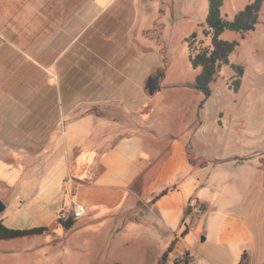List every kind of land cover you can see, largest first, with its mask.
<instances>
[{
  "label": "crops",
  "instance_id": "obj_1",
  "mask_svg": "<svg viewBox=\"0 0 264 264\" xmlns=\"http://www.w3.org/2000/svg\"><path fill=\"white\" fill-rule=\"evenodd\" d=\"M24 4L0 0V12L10 16L0 18V43L39 38L47 44L0 46V221L5 226L53 229L61 210L82 204L85 215L65 230L100 223L101 230L108 228L106 238H114L124 215L135 219L146 209L176 239L182 216L195 218L198 206L206 208L208 190L217 189L214 183L227 181L223 168L256 157L253 177L264 178V150L231 152L242 115L235 98L211 110V90L185 112L184 128L158 123L163 92L181 85L167 75L171 65L163 47L157 54L149 47L162 43L160 17L169 1L41 0V21L27 19L20 27ZM58 39L68 41L64 48L51 45ZM73 41L81 44L68 47ZM162 64L164 72L155 73ZM198 72L188 85L201 93L193 86ZM182 102L165 104L168 123L177 122ZM192 197L196 202L190 204ZM144 216L140 221L147 225ZM239 232L224 221L219 237L233 241ZM154 236L145 255L154 253L158 264L167 244L157 242L158 231ZM243 252L248 257L247 250L236 257Z\"/></svg>",
  "mask_w": 264,
  "mask_h": 264
},
{
  "label": "rangeland",
  "instance_id": "obj_2",
  "mask_svg": "<svg viewBox=\"0 0 264 264\" xmlns=\"http://www.w3.org/2000/svg\"><path fill=\"white\" fill-rule=\"evenodd\" d=\"M24 1L26 5H20L18 12V18L22 21L20 27L27 19L41 21L43 15L39 5L41 0H33L39 1V4L32 0H29L31 3ZM167 1L169 5H163L160 17L163 24L162 43L151 42L149 47L156 54L163 47L164 56L171 65L167 75L170 80L181 83L173 90L163 92L162 101L158 104L163 120H158V123H167L180 129L186 126L185 112L190 110L195 100L204 97L189 88L188 82L196 69L189 65L188 47L183 39L192 31L196 32V40H202L201 44L195 43L197 49L200 46L211 49L212 40L210 36L201 34L207 13V0ZM250 2L252 0H222L221 17L231 20ZM0 18H10L9 13L3 10ZM146 26L151 28L152 21H148ZM219 38L236 42L228 58L231 63L242 66L243 75L236 91L228 89L226 87L234 79V71L228 65H222L218 76L210 83L212 96L207 105L213 110L217 102L227 98L232 103L235 98L242 115L237 120L239 127L235 128L237 130L232 136L231 152L245 155L248 150H264V0L254 30L243 36L235 31L224 30ZM67 43V40L58 39L51 45L61 49ZM11 44L21 48H37L47 44V41L43 42L39 38L7 39L0 46L6 48ZM80 44L78 41L72 48ZM173 99H181L183 102L180 104L177 122L170 124L164 118L165 104ZM257 164L258 160L254 157L240 166L229 165L230 168H223L227 181L214 183L217 189L208 190L204 203L206 208L198 206L195 218L182 216L179 229L175 231L180 237L176 239L165 225L160 226L161 230L158 226L163 224L160 218L145 209L147 214L144 216L139 213L140 216L137 214L135 219L129 213L124 215L117 223L114 238H106L108 228L101 230L100 223H87L71 231L56 225L30 240H0V264H154V253L146 257L145 244L150 239L154 240L157 231L160 233L157 242L167 244L165 264H176L175 259L185 255L187 264H238L240 259L236 254L244 250L248 251V257L240 264H264V178L253 177L251 171ZM194 202L196 199L192 197L190 204ZM65 207H69L67 201ZM141 216L149 224L144 225L145 222L140 221ZM224 221L240 230L233 241L231 238L219 237ZM189 225L195 226L192 231L187 230Z\"/></svg>",
  "mask_w": 264,
  "mask_h": 264
},
{
  "label": "trees",
  "instance_id": "obj_3",
  "mask_svg": "<svg viewBox=\"0 0 264 264\" xmlns=\"http://www.w3.org/2000/svg\"><path fill=\"white\" fill-rule=\"evenodd\" d=\"M263 0H252L243 10L234 15L231 20H226L221 17L222 0H207V13L204 19V24L201 34L205 37L210 36L212 40V48L200 46L198 49L196 42L202 43V40L197 41V33L192 32L185 38L188 47V60L193 69L198 68L199 72L194 77V88L200 91L206 98L211 93L210 83L216 79L222 65H228L234 71V79L229 84V88L236 91L241 82L243 68L239 64H234L229 61V54L233 50L236 42L226 41L219 38L224 30H231L240 33L242 36L254 30L258 21L259 11ZM165 70V65L162 64L155 69V73L162 74ZM146 91L149 93V83L146 85ZM75 222V219L67 217L65 219L57 218L56 224L63 229H69ZM50 229L49 226H37L30 228H9L0 221V240H7L20 237H28L32 235L44 234ZM247 255L243 252L240 257V263L244 262ZM167 260V252L164 251L159 259L158 264H165ZM187 257L175 259L176 264H187ZM183 261V263H181Z\"/></svg>",
  "mask_w": 264,
  "mask_h": 264
},
{
  "label": "built area",
  "instance_id": "obj_4",
  "mask_svg": "<svg viewBox=\"0 0 264 264\" xmlns=\"http://www.w3.org/2000/svg\"><path fill=\"white\" fill-rule=\"evenodd\" d=\"M86 213V207L82 204H74L69 211L61 210L58 213V218L65 219L71 217L73 219H80Z\"/></svg>",
  "mask_w": 264,
  "mask_h": 264
},
{
  "label": "water",
  "instance_id": "obj_5",
  "mask_svg": "<svg viewBox=\"0 0 264 264\" xmlns=\"http://www.w3.org/2000/svg\"><path fill=\"white\" fill-rule=\"evenodd\" d=\"M4 205L2 204V202L0 201V211L3 210Z\"/></svg>",
  "mask_w": 264,
  "mask_h": 264
}]
</instances>
